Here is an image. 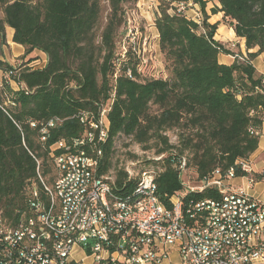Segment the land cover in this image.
Listing matches in <instances>:
<instances>
[{
  "label": "trees",
  "instance_id": "obj_1",
  "mask_svg": "<svg viewBox=\"0 0 264 264\" xmlns=\"http://www.w3.org/2000/svg\"><path fill=\"white\" fill-rule=\"evenodd\" d=\"M158 1L155 29L170 75L141 79V59L120 63L116 51L118 32L126 25L125 4L138 0H107L108 21L99 41L102 0H0V56L8 46L7 26L14 29L13 41L24 46L25 58L34 50L47 55L46 65L37 69L0 59V70L12 72L0 85L2 222L15 226L31 214L33 189L50 201L44 187L53 186L57 176L52 175L57 173L52 146L82 137L89 127L80 112L90 113L88 125L99 123L106 105L109 125L99 143V172L111 170L120 135L146 149L154 140L160 158L146 159L148 165L140 166L138 174H154L157 195L167 206H173L169 197L174 194L181 196L184 213L194 202L223 197L215 185L190 190L184 176L191 167L199 182L216 171L224 177L231 168L237 176L250 174L240 162L258 148L264 123V74L253 63L264 52V0H217L220 6L211 8L212 14L222 12L223 24L245 39L246 54L215 38L220 22L209 21L207 0H194L200 5L201 22L185 14L189 0ZM220 54L233 56V62H220ZM10 80L22 86L14 89ZM153 106L157 112H152ZM52 119L59 122L48 127ZM44 126L48 135L42 141ZM172 128L180 129L176 143L167 134ZM136 182L137 174L118 169L113 190L126 197Z\"/></svg>",
  "mask_w": 264,
  "mask_h": 264
},
{
  "label": "built area",
  "instance_id": "obj_2",
  "mask_svg": "<svg viewBox=\"0 0 264 264\" xmlns=\"http://www.w3.org/2000/svg\"><path fill=\"white\" fill-rule=\"evenodd\" d=\"M11 73L3 72L0 85ZM10 82H16L18 88L22 86L15 80ZM260 91L264 92V77ZM107 112L108 105L101 111V124L89 125L90 113L80 112L81 121L89 129L70 144L60 140L52 146L57 176L53 189L44 187V192L57 195V202L46 203L33 189L31 214L23 216L15 226L0 220V264H70L76 261L72 258L76 247L90 250L94 264H164L174 249L178 264H264V200L230 182L244 177L250 185L256 183L253 175L237 176L233 168L224 177L216 171L199 185L189 186L196 190L215 185L228 191V197H233L232 207L220 206V200L206 199L204 204L190 205L192 216H185L182 198L174 194L169 202L178 200V211H171L170 206L154 197L157 182L155 176H148L147 183L137 188L148 192L143 203L118 204L110 200L115 218L121 220V227H113L104 222L103 212L97 211L96 191L104 190L106 195V188L100 187L101 177L112 179L99 172L102 156H97V181L91 188L85 214L80 220L66 221V213L75 208L80 194L77 180L71 188L63 187L65 178H73L66 159H78L80 138H96L103 143L104 129L109 125ZM57 121L49 120L47 126H55ZM47 126L41 130L42 141L47 138ZM57 149L63 151L54 152ZM240 164L250 173L246 162ZM184 166L185 161H181L180 168ZM133 175L131 169L130 176ZM68 192H76V200H65ZM138 229H148V236H138Z\"/></svg>",
  "mask_w": 264,
  "mask_h": 264
},
{
  "label": "rangeland",
  "instance_id": "obj_3",
  "mask_svg": "<svg viewBox=\"0 0 264 264\" xmlns=\"http://www.w3.org/2000/svg\"><path fill=\"white\" fill-rule=\"evenodd\" d=\"M159 5L160 1L158 0H138V2L136 3L125 4L126 25L122 27L118 32L116 50L118 60H120L121 63L122 61L129 60V58H131L132 63H134L135 59L140 58V68H142L141 79L152 78L154 76L167 77L170 75L168 65L166 64L164 55L160 50L158 31L157 29H155V18L157 16L156 14H158L160 10ZM174 5H177V3H174ZM215 5L217 4H215L214 0H207L206 8L208 7L211 12V8ZM102 8V18L96 27L97 41L100 40V34L102 33L108 21V14L110 9L107 0H102ZM200 12V5L198 3H195L194 0H189L188 8L185 9V14L187 15V17L201 22L203 15ZM221 22L222 21H220V23ZM223 31L224 28H221L219 32L217 30V33L220 35V37L223 36ZM230 31L231 30H229V32ZM215 38L221 40V38H218V36H215ZM222 41L234 50L239 51V49L242 50V48L244 50L246 49L245 42L243 44V42H239V40ZM257 50V47L253 49V51ZM126 51H130L131 53L124 56ZM7 52L9 53L10 51L7 50ZM259 58L260 60L257 62L258 67L259 69H264V52L260 55ZM27 59L28 57L25 58V55L22 54L15 57L14 63L12 64L14 66L27 64L26 66H31V68L37 69L40 68L43 62L42 58H40L39 56H34L30 62H26ZM2 78L3 77H0V79ZM14 83L12 82V87L14 89H18L16 82ZM151 110L152 112H157V106H153ZM179 133V128H172L171 130L167 131V134L170 137L172 143H176ZM147 146L149 147L148 149L134 141L131 137L120 135V137L116 141L115 153L112 158L113 165L111 170L107 174L109 176H112V180H115L118 169H126L130 175L132 165L139 162L141 164H138V166H134L133 168L134 175L137 174V176H139L138 169L140 168V166L147 164L146 159L159 158L156 153L158 146L155 145V141L151 140ZM49 162V164L51 165V160H49ZM152 165L156 164L153 163L150 166ZM52 175H57V173L55 174V170L53 171ZM184 180L191 186L200 184V182L197 180L195 170L192 167L187 170V173L184 176ZM80 254L81 253L78 252L76 253V256L80 257ZM170 260L176 262L177 256L175 254H172Z\"/></svg>",
  "mask_w": 264,
  "mask_h": 264
},
{
  "label": "bare ground",
  "instance_id": "obj_4",
  "mask_svg": "<svg viewBox=\"0 0 264 264\" xmlns=\"http://www.w3.org/2000/svg\"><path fill=\"white\" fill-rule=\"evenodd\" d=\"M11 104L16 105L12 100ZM91 124H101L100 122H92ZM106 138V130L104 129L103 141ZM101 145H99L96 138H80L79 147L80 154L78 159H66V166H69L70 175H73V178H65L63 181L64 188H71L74 185V180L78 181V189H80V194L78 200L75 202V208L69 209V213H66V221H76L83 218V215L86 211V205H89L91 200V188L93 184L97 181V156H102L103 151ZM103 157V156H102ZM100 158V162L101 159ZM183 161L186 159L184 158ZM104 176H109L108 174H103ZM148 176H154V174L147 171H142L139 173L138 182L133 191L128 194L126 197H119L113 190V183L115 180H112L110 177H101L100 187L106 188V195L104 190L96 191V200H97V211L103 212L104 222H108L109 226L121 227V220L115 218L114 216V205L110 202H117L118 204H128V203H143V199H148V192H145L143 189H137L141 184H145L146 178ZM45 183V182H44ZM201 187L200 189H204ZM45 189H53V186L45 185ZM158 189V188H157ZM194 191V190H192ZM219 191L223 194V197L220 199H211V200H220V206H233V197H228V191H224L219 188ZM35 194H40L36 189L34 190ZM49 197L48 200L51 202H57V195L53 193H46ZM154 197H158L157 190H154ZM159 199V197H158ZM209 199V198H208ZM65 200H76V192L66 193ZM205 200V199H204ZM204 200L194 202L193 204H204ZM161 201V200H160ZM173 204L171 211H178V200H170ZM185 216H192V209H187ZM138 236H148V229H138Z\"/></svg>",
  "mask_w": 264,
  "mask_h": 264
},
{
  "label": "crops",
  "instance_id": "obj_5",
  "mask_svg": "<svg viewBox=\"0 0 264 264\" xmlns=\"http://www.w3.org/2000/svg\"><path fill=\"white\" fill-rule=\"evenodd\" d=\"M214 2H215V4H217V6H220V4L217 0H214ZM206 10H207V12H209L208 13V15H210L209 21L211 23L222 21L221 20L223 18L222 12H219L217 14H212L208 7L206 8ZM221 28H224V31L222 32L223 36L220 37V35L217 33L216 36H218V38H221V40H230V41L239 40V42H243V44H244L245 39L237 37L233 28H229L228 26L223 24V22H221L219 24L218 31ZM229 30H231V31L229 32ZM6 32H7L8 46H6L7 48H5V54L3 56H0V59L7 60L11 63H14L15 57L24 54L25 48H24V46H22L18 43H15L13 41V35H14V29L13 28L7 26ZM7 50H9L10 52L8 53ZM245 50L247 51V49H245ZM245 50L242 48V53L246 54ZM250 51L252 52L253 50L251 49ZM260 55L254 59L253 63L255 65V67L258 69V71L264 74V69H262V68L259 69L258 64H257V62L260 60V58H259ZM34 56H39L40 58H42L43 62H42V65L40 66V68H42L46 65L47 55L44 52H42L40 50H34L29 57H34ZM219 60H220V62L230 64L233 62L234 58L231 55L220 54ZM0 72H1L0 77H2L3 72L1 70H0ZM11 84H12V82H11ZM259 136H260V140H259L258 148L251 154L249 159H247V161H246V163L248 165V170L250 171V174L251 175L252 174L258 175L256 178V183L253 185H250L248 183L247 179L244 177L234 178V179L230 180V182L233 183L234 185L244 186L246 192H248L249 194L253 195L254 197H256L260 200H264V123L262 124L261 132H260ZM259 186H261V187H259ZM78 252L81 253L80 257L76 256V253H78ZM172 254H175L177 256V259H178V254H177L176 249L173 250ZM72 258L75 259L76 261H79L81 264H94L93 257L90 254H88L85 250L80 249L79 247H76L74 249ZM164 264H178V261L173 262L172 260H167V261H165Z\"/></svg>",
  "mask_w": 264,
  "mask_h": 264
}]
</instances>
